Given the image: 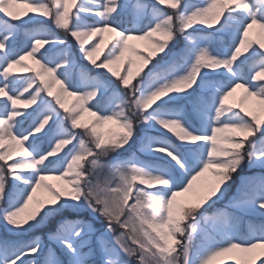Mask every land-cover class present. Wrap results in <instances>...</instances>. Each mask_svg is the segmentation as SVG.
I'll use <instances>...</instances> for the list:
<instances>
[{
    "label": "snow or ice",
    "instance_id": "6c2138e0",
    "mask_svg": "<svg viewBox=\"0 0 264 264\" xmlns=\"http://www.w3.org/2000/svg\"><path fill=\"white\" fill-rule=\"evenodd\" d=\"M0 225V264H264V0H0Z\"/></svg>",
    "mask_w": 264,
    "mask_h": 264
},
{
    "label": "rangeland",
    "instance_id": "374dc122",
    "mask_svg": "<svg viewBox=\"0 0 264 264\" xmlns=\"http://www.w3.org/2000/svg\"><path fill=\"white\" fill-rule=\"evenodd\" d=\"M132 2L134 3L135 0H132ZM18 7L21 9V11H23L25 5L21 4V5H18ZM109 36H110V34L105 33V35H104V40H105V41L108 40V39H109ZM131 43L135 44L137 47H140V48H143V47H144L143 42L132 41ZM102 47H103V45H102ZM101 59H102V56H101ZM81 63H84V64H85V67H88L89 70H91V66L88 65L86 62L81 61ZM113 67H116V66L114 65ZM93 74H95V72H93ZM238 99H239V92H238L234 97L230 98V102H237ZM73 100H74V97H68V98H67V103H68L69 105H71L72 102H73ZM92 119H93V118L90 116L89 113H84V116H83V121H84V122H91ZM113 127H114V126L111 125V124L105 125L103 131L105 132V134H109V130H110L111 128H113ZM135 148H136V145H133V150H134ZM130 151H131V150H130ZM260 171H261V170H260L259 168H254V169H252V170L250 171V170L248 169V167L245 166L244 172H241V173H239V174L236 176V178H235V183L232 184V187L230 188V190H229V192H228L227 195H228V196H231V195H233V194L236 192V189H237V186L239 185L240 177H241V176H244V175H251V174H253V173H259ZM48 183H51V184H53V185H59L61 182H60L59 180L55 179V178H51V179H49ZM199 183H201V181H197V182H195V185H194V186L198 185ZM42 195H46V192H45L44 190H38V192H37V196H42ZM226 203H227V199L221 201L220 204H218L216 207H222V206H223L224 204H226ZM213 210H214V209H213ZM210 211H212V210H210ZM249 220H253V221H255V220H258V217H248V216H245V217H244V221H245V223H244L243 227L246 228V226H247V222H248ZM101 224H102V221H96V222H95V225H96L97 228H100V227H101ZM54 227H55V221H50V222L46 223L45 225H42V226H40V227H38V228L32 230V233H31L32 235H34V236H39V237L42 238V241H43V243H44L45 246H46V249H45V250H47V246L50 244V241L48 240L49 230H50V229H53ZM0 238L9 239V240H15V239H18L19 237L9 235V234L6 232V230L4 229L3 225H0ZM53 247H55V245H53ZM57 251H59L58 248H57Z\"/></svg>",
    "mask_w": 264,
    "mask_h": 264
}]
</instances>
